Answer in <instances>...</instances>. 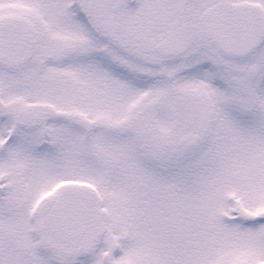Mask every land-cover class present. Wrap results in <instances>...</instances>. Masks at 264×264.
<instances>
[{"label":"snow or ice","instance_id":"6c2138e0","mask_svg":"<svg viewBox=\"0 0 264 264\" xmlns=\"http://www.w3.org/2000/svg\"><path fill=\"white\" fill-rule=\"evenodd\" d=\"M0 264H264V0H0Z\"/></svg>","mask_w":264,"mask_h":264}]
</instances>
